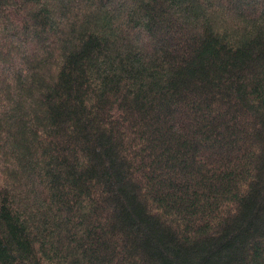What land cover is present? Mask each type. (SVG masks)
Returning a JSON list of instances; mask_svg holds the SVG:
<instances>
[{
    "label": "trees",
    "instance_id": "16d2710c",
    "mask_svg": "<svg viewBox=\"0 0 264 264\" xmlns=\"http://www.w3.org/2000/svg\"><path fill=\"white\" fill-rule=\"evenodd\" d=\"M0 264H264V0H0Z\"/></svg>",
    "mask_w": 264,
    "mask_h": 264
}]
</instances>
